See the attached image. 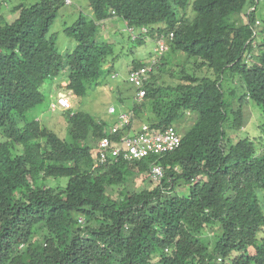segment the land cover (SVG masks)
<instances>
[{
	"label": "trees",
	"instance_id": "trees-1",
	"mask_svg": "<svg viewBox=\"0 0 264 264\" xmlns=\"http://www.w3.org/2000/svg\"><path fill=\"white\" fill-rule=\"evenodd\" d=\"M87 1L93 18L80 14L64 28L76 42L65 55L49 35L64 0L19 5L0 26V264H264V0ZM112 18L131 29V45L173 34L129 109L132 123L173 127L181 143L95 168L97 142L130 128L109 135L116 114L109 124L71 105L64 135L28 114L53 82L79 106L103 83L104 66L113 72L119 55L97 40L98 24ZM165 71L178 80L159 81ZM248 102L263 118L255 139L238 134ZM153 162L160 183L129 193L126 184L148 177ZM59 178L65 186L50 185Z\"/></svg>",
	"mask_w": 264,
	"mask_h": 264
},
{
	"label": "rangeland",
	"instance_id": "rangeland-1",
	"mask_svg": "<svg viewBox=\"0 0 264 264\" xmlns=\"http://www.w3.org/2000/svg\"><path fill=\"white\" fill-rule=\"evenodd\" d=\"M41 0H0V26L3 23H9L13 21L16 16L14 12V8L19 5H32L40 2ZM193 1V0H190ZM69 5V6H68ZM82 14L86 16L88 19L93 18V13L89 8L87 0H70L69 4L61 7L58 11L56 18L49 30V35H54L56 49L59 54H66L73 50L76 45V42L67 37L63 30L67 26H71ZM188 18H192L194 13L190 8L187 10ZM257 15H264V5L262 3L259 4ZM98 41L111 43L114 48L115 55H119L118 58L115 57L113 64H111V69L113 72L111 74L107 73L108 66H104L101 72V77L99 78L100 85L96 87H91L89 89L88 96L83 99V103L77 106L75 100L70 92H66L62 89V87H57V85L53 82L50 88H47L44 91V101L38 104L34 109H32L29 114V119L40 120V123L45 125L46 127L57 131L59 134L64 135L65 127H64V112L63 110H51L50 103L55 102L58 96L64 95L69 98L72 108L75 111H83L94 118L108 122L111 124L114 121V115L108 113L109 108H114L116 111V115L119 113L122 108L126 107L125 110L131 107V99H123V103L120 102L119 92L131 94L133 88L126 82V76L130 68H132V63L126 65L125 62L138 61L142 63L148 62L145 61V57L147 54L151 55V60L156 61L158 58L153 54L155 50L154 42L147 41L146 43L135 46L129 44V36L127 29L123 28L120 24H116L115 19H107L102 23L98 24ZM168 56V55H167ZM150 59V58H149ZM172 61L176 64H183V56L176 55L175 57H171ZM159 62V61H158ZM172 62V63H173ZM193 62V60L191 61ZM186 69L193 71L192 63H188L185 66ZM117 70V71H116ZM176 71H179L180 68L175 67ZM206 69H203L201 73H196L199 76L205 75ZM115 72V73H114ZM157 72L155 68L154 73ZM117 74V78H113V75ZM159 81H177L178 79L173 77L170 78V74L168 72L159 73ZM211 74V73H209ZM65 75H61L59 79H64ZM56 81H58L56 79ZM134 93V92H133ZM75 100V102H74ZM187 121V120H186ZM132 123V122H131ZM263 123V118L261 114L260 108L252 103L248 102L242 108V128L239 131L240 137H247L249 139H255L260 136L259 126ZM142 125L141 122H133L131 124L132 128L135 126L138 128ZM1 140V137H0ZM67 182L66 178H59L53 181H50V185H54L59 183L58 185L65 186ZM157 184L151 182L147 175L135 176L126 184V189L129 193H134L142 189H151L156 187ZM115 194H113L114 196ZM261 205L264 211V191L259 193ZM251 253L253 250L250 249ZM232 260L229 259L226 261V264H231Z\"/></svg>",
	"mask_w": 264,
	"mask_h": 264
},
{
	"label": "built area",
	"instance_id": "built-area-1",
	"mask_svg": "<svg viewBox=\"0 0 264 264\" xmlns=\"http://www.w3.org/2000/svg\"><path fill=\"white\" fill-rule=\"evenodd\" d=\"M64 1L65 4L70 3V0ZM258 24L259 22L256 21V25ZM127 30L131 32V29ZM142 32H145V29H142ZM172 37L173 34L170 33L167 36L161 35L155 40L154 54L158 58L156 61L150 60L146 65L129 69L126 82L133 88L134 101L139 102L144 97V83L154 72L157 62L168 51V42L172 40ZM252 45L254 48L255 44L253 43ZM117 76V74H114L113 78H117ZM70 108V100L64 95L58 96L56 101L50 104L52 111L58 109L64 111ZM108 113L114 115L116 111L111 107ZM131 116V112L118 113L116 115L117 123L109 129V135L116 137L120 129L130 127ZM180 143L181 136L173 127H168L163 131H153L147 125L142 124L134 131H131L130 128L126 130L125 135L120 139L104 137L99 140L95 146L94 167L106 166L110 163L117 164L121 161H140L143 158L152 156L161 157L166 153L176 150L180 146ZM162 177V167L153 162L148 173L149 180L157 184L160 183Z\"/></svg>",
	"mask_w": 264,
	"mask_h": 264
},
{
	"label": "crops",
	"instance_id": "crops-1",
	"mask_svg": "<svg viewBox=\"0 0 264 264\" xmlns=\"http://www.w3.org/2000/svg\"><path fill=\"white\" fill-rule=\"evenodd\" d=\"M69 6V5H68ZM112 19H115V18H112ZM116 24H120L123 28H125L126 29V26H125V23L123 22V21H121V20H119L118 18H116ZM147 41H153V40H151V39H149V38H146L145 39V41H144V43H146ZM151 54V53H150ZM151 57V55H149V54H147L146 55V57L144 58L145 59V61H147V59L149 60V58ZM126 63V65H128V64H130V63H132V62H125ZM126 93H121V92H119V96H120V99L122 98H124V99H127V100H129V99H131V102L133 101V91L131 92V94H127V91H125ZM121 101V100H120ZM51 104V103H50ZM127 107V106H126ZM126 107H124V108H122L120 111H118L119 113H121V112H130L131 110L130 109H126L125 110V108ZM113 122H116V118L114 117V121ZM113 125V124H112ZM137 129V127L135 126V128H131V126H130V130L131 131H134V130H136Z\"/></svg>",
	"mask_w": 264,
	"mask_h": 264
}]
</instances>
